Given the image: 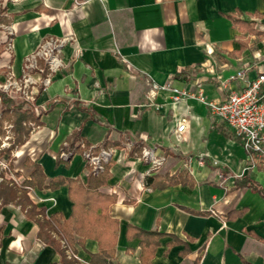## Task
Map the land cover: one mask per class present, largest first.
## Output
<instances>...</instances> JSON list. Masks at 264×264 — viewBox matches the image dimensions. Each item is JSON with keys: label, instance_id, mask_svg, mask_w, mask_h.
Segmentation results:
<instances>
[{"label": "crops", "instance_id": "crops-1", "mask_svg": "<svg viewBox=\"0 0 264 264\" xmlns=\"http://www.w3.org/2000/svg\"><path fill=\"white\" fill-rule=\"evenodd\" d=\"M78 1L0 0V137H11L1 157L20 181L17 189L34 172L28 162L42 168L46 184H84L103 173L93 175L83 154L113 149L110 178L99 191L115 198L109 215L118 226L116 264H141L139 241L126 239L127 226L164 235L150 264H264V199L237 186L247 179L264 191V165L253 166L233 131L198 102L173 106L159 92L153 107L146 98L151 83L199 89L217 102L242 89L240 80L223 85L239 71L253 79L264 70V0ZM227 15L252 21L259 34L241 33ZM49 39L69 40L58 52L63 66L51 72L39 58L38 69L29 68L27 59ZM239 40L246 47L233 56ZM47 75L52 82L45 87ZM24 110L34 116L22 122L29 135L18 144L15 120ZM179 122L181 141L174 133ZM143 149L162 164L150 170L137 158ZM205 155L218 165L199 166ZM181 171L190 185L151 188L149 179ZM28 197L47 219L63 222L71 214L64 186L34 188ZM29 208L0 200V264H60L58 249L39 236L42 217H31ZM53 237L64 249L65 241ZM173 238L179 243L171 245ZM73 250L78 264H89L98 244L85 240Z\"/></svg>", "mask_w": 264, "mask_h": 264}, {"label": "trees", "instance_id": "trees-1", "mask_svg": "<svg viewBox=\"0 0 264 264\" xmlns=\"http://www.w3.org/2000/svg\"><path fill=\"white\" fill-rule=\"evenodd\" d=\"M227 19L235 25L241 33L250 35H258L259 33L254 28V23L249 20L239 19L233 15H227ZM239 42V50L234 52L233 56H239L245 49L246 44ZM22 106V105H21ZM21 106L13 107L20 109ZM34 113L31 110H24L17 114L15 120L16 143L23 144L29 135V131L23 127L22 122L33 118ZM28 166L34 167L29 180L23 182L21 188L11 185L8 182L0 184V200L4 205L16 203L26 209L31 217H39L36 220L39 227V236L46 241L47 244L54 246L60 253V264H78L73 259H68L65 254V249L60 247V242L53 237L56 234L63 239L67 244V248L74 253V245L83 246L85 240H94L98 244V251L95 254H89V264H116L115 244L117 233V221L109 215V208L115 202V198L102 194L99 189L107 184L110 176L108 175V164L104 168L103 174L99 176H87L86 182L82 184L78 180L65 178H56L46 184L47 178L43 174L42 168L39 165L27 163ZM151 188L164 189L168 186L177 184L190 185L191 181L185 172L181 171L174 176H165L163 178L149 179ZM156 180V182H155ZM64 186L68 190V197L72 203V211L70 216L60 222L56 215L47 219L46 216L37 212L35 206L31 203L28 193L31 189H51L57 190ZM237 186L249 188L259 194L264 199V191L253 182L242 179L237 181ZM242 212L230 213L233 218L239 217ZM198 215H206L201 212ZM164 237L163 234L152 231H144L133 226H127L126 239L128 241L138 240L140 247V262L141 264H150L156 248L159 245V240ZM179 243L173 238L171 245Z\"/></svg>", "mask_w": 264, "mask_h": 264}, {"label": "built area", "instance_id": "built-area-1", "mask_svg": "<svg viewBox=\"0 0 264 264\" xmlns=\"http://www.w3.org/2000/svg\"><path fill=\"white\" fill-rule=\"evenodd\" d=\"M76 3L82 4L80 0ZM13 36L14 32L12 27H8L5 44L6 52L9 55H12L14 51ZM67 41L69 40H46L40 45L36 52L27 59L29 63L28 67L38 69L36 61L41 58L47 64L51 72L59 71L63 66V62L60 60L58 52ZM41 72L44 73V70L41 69ZM31 80L30 78H26V82H30ZM235 80L244 82V87L240 90L230 92L226 99L221 102L208 100L199 89L195 91H186L172 88L169 84L158 86L154 83L150 84V89L146 94V98L153 107L159 92L168 93L173 106L185 100H194L198 102L207 109L211 117L225 123L233 131L235 137L240 141L242 150L253 166L257 162L264 165V70L253 79L246 78L245 72L239 71L234 76H231L223 86L226 87L229 82ZM51 82L52 77L50 75H47L42 80L45 87L49 86ZM155 107L156 109L160 108L159 106ZM5 129L7 130L9 128ZM184 130L185 124L179 122L174 132L178 141H181ZM10 140L11 137L9 134L0 137V170L5 172L4 176H0V184L5 181H10L20 186V181L9 171V165L4 162L1 157V152L9 146L8 143ZM127 146L130 147L129 145ZM95 151V149L86 151L83 154V158L86 164L91 168V173L93 175H98L104 172V168L112 159L114 151L113 149L102 148L98 152ZM62 157H66V155L62 154ZM137 158L142 163L147 164L150 170H155L162 164V159L156 157L155 153L148 149H143ZM206 162H209L212 166L218 165V163L209 156L205 155L197 158V164L199 166H204ZM150 172L151 171H149L147 175H149ZM62 247L65 249L69 259L77 261V258L69 251L65 242H62Z\"/></svg>", "mask_w": 264, "mask_h": 264}, {"label": "rangeland", "instance_id": "rangeland-1", "mask_svg": "<svg viewBox=\"0 0 264 264\" xmlns=\"http://www.w3.org/2000/svg\"><path fill=\"white\" fill-rule=\"evenodd\" d=\"M257 164V163H256ZM5 182H8V183H10L11 185H13V186H15V187H17L18 188V185L16 184V183H14V182H10V181H5ZM4 183V182H3Z\"/></svg>", "mask_w": 264, "mask_h": 264}]
</instances>
